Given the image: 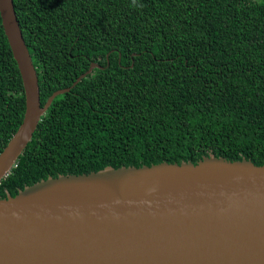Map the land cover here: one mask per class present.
<instances>
[{
	"label": "trees",
	"instance_id": "1",
	"mask_svg": "<svg viewBox=\"0 0 264 264\" xmlns=\"http://www.w3.org/2000/svg\"><path fill=\"white\" fill-rule=\"evenodd\" d=\"M38 76L55 96L0 198L105 166L264 163V0H13ZM25 110L0 17V152Z\"/></svg>",
	"mask_w": 264,
	"mask_h": 264
},
{
	"label": "water",
	"instance_id": "2",
	"mask_svg": "<svg viewBox=\"0 0 264 264\" xmlns=\"http://www.w3.org/2000/svg\"><path fill=\"white\" fill-rule=\"evenodd\" d=\"M0 17L25 99L0 152L1 181L55 96L102 66L41 105L13 0H0ZM0 264H264V163L209 154L41 179L0 198Z\"/></svg>",
	"mask_w": 264,
	"mask_h": 264
}]
</instances>
